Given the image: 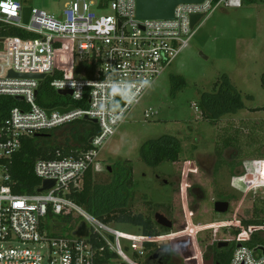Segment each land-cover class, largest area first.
I'll return each instance as SVG.
<instances>
[{"label": "built area", "instance_id": "1", "mask_svg": "<svg viewBox=\"0 0 264 264\" xmlns=\"http://www.w3.org/2000/svg\"><path fill=\"white\" fill-rule=\"evenodd\" d=\"M244 4L245 0L183 3L176 7L173 19H149L137 16V0H66L60 16L30 6L29 0H0V22L34 34L0 37V96L23 97L18 100L22 105L0 118V264H147L138 252L125 251L122 238L141 243L145 250L147 241L162 246L164 236L124 233L70 195L81 191L102 148L154 80L173 64L198 23L221 5L238 8ZM27 8L31 12L25 22ZM193 14L204 15L194 27ZM10 71L44 74L45 78L12 77ZM48 77L57 92L72 91L66 95L69 103L54 108L39 104V87ZM61 108L69 110L61 112ZM157 114L145 110L146 118ZM86 116L91 122L96 119L99 127L88 146L68 154L57 149L54 158H39L35 163L34 172L41 179L38 189L43 180H52L54 185L41 192H15L8 161L21 149L23 139L52 138ZM50 209L54 215L80 217L79 226L84 223L87 234L76 235L77 225L72 226L73 232L54 234L44 224ZM229 227L241 229L229 264H264L261 252L242 244L246 228L241 221L195 226L192 240L198 264L203 262L200 232Z\"/></svg>", "mask_w": 264, "mask_h": 264}, {"label": "rangeland", "instance_id": "2", "mask_svg": "<svg viewBox=\"0 0 264 264\" xmlns=\"http://www.w3.org/2000/svg\"><path fill=\"white\" fill-rule=\"evenodd\" d=\"M65 2L29 0V5L60 16ZM263 74L264 0H249L238 8L219 6L198 23L189 43L128 113L92 168L95 182L105 184L112 180V172L119 160L133 162V179L138 191L134 210L153 217L157 212L163 213L173 221L176 232H188L179 239L172 236L175 232L161 229L160 235L166 239L162 246L172 248L176 264H198L192 240L195 226L251 219L255 205H261L264 200V154L262 157L238 158L237 152L229 148L223 153L225 163L217 167L219 157L215 152V141L225 129L232 127L231 124L238 126L241 121H247L257 126L264 120V109L250 110L264 107ZM172 75H182L186 80V86L175 96L172 94ZM225 75L243 95L245 108L212 122L203 117L200 102L203 93L218 90L217 85ZM146 109H153L158 114L146 118ZM84 125L90 127L93 124L86 121ZM244 131L248 132V129ZM166 135L181 139V160L164 162L155 168L148 166L141 158V148L146 142ZM258 137H264V134ZM52 138L55 144L63 147L75 146L69 128H61ZM164 180L169 181L168 184ZM220 200L230 201L227 213L215 211V202ZM55 216L56 229L52 228L55 221L44 220L48 229L55 230L56 235H62L59 232L63 229L73 232V229L59 225L62 215ZM72 217L74 225L79 226L82 219L77 215ZM110 223L124 233L143 234L142 229L130 223ZM234 231L218 228L200 232V243L211 245L216 241H230L229 246L234 245L231 241L239 236ZM252 233L253 227H248L241 235L242 239H249ZM261 237L264 239V233ZM122 244L125 251H136L141 258H146L147 250L141 243L124 237ZM206 251L201 254V264L214 261L213 251L210 248Z\"/></svg>", "mask_w": 264, "mask_h": 264}, {"label": "trees", "instance_id": "3", "mask_svg": "<svg viewBox=\"0 0 264 264\" xmlns=\"http://www.w3.org/2000/svg\"><path fill=\"white\" fill-rule=\"evenodd\" d=\"M249 1V0H245ZM33 37L34 34L28 33L20 28L4 25L0 22V37ZM91 67V73L95 69V65ZM92 77V74L89 75ZM172 94L175 96L186 86V80L182 75H172ZM264 86V74L262 77ZM219 88L214 92H205L202 95L200 102L202 115L205 119L212 122H217L223 115L229 113H236L242 108H245L243 95L234 86L229 78L225 75L223 80L217 85ZM70 98H64L56 90L50 86V78H46L39 87L38 102L45 108H54L59 105L67 104ZM22 105V102L10 96H0V118L5 117L9 110L14 107ZM264 109V107H253L250 110L257 111ZM89 120H79L68 127L72 130L75 146H65L55 144L53 138L46 137H27L22 141L21 149L15 153L8 161L9 171L12 178V185L17 193L35 192L41 184V179L35 174L34 166L39 158L51 159L55 157L57 149H61L63 153L68 154L73 152L79 146L86 147L89 144V139L98 133L99 127L92 123L90 127H85L84 123ZM230 128L219 135L215 141V152L219 157L217 167L224 164L223 153L226 149H231L237 152L238 158L247 157H262L264 148V137H258L264 134V120L259 125H253L249 122L241 121V124L236 126L231 124ZM248 129V132L244 131ZM183 153L182 142L180 138L172 135H166L158 139L146 142L140 150L142 160L150 167H157L164 162H178L181 160ZM112 180L105 184H98L95 182L93 169H90L86 174L83 187L81 191L72 192V199L79 205L84 206L90 213L103 220L106 223H133L142 228V233L145 236H158L161 234V229L165 232H175L176 229H169L159 226L154 219L144 218L141 215L132 216L129 210L131 187L133 183V162L130 159H122L117 162V166L112 172ZM52 210L48 212L47 218L55 221L52 225L53 229L57 228V218ZM58 217V216H57ZM60 226L71 229L74 226V220L70 213L59 216ZM242 224L248 229L253 227V233L249 239L242 241V244L247 245L254 250L259 246H264V239L261 233H264V200L262 204H256L254 209V216L251 219L241 220ZM228 231H234L236 235L241 233L238 227L221 228ZM206 229L202 232H205ZM245 230V233H246ZM226 231V230H225ZM66 229L62 232L66 233ZM183 232V231H182ZM180 232L174 238L182 239L187 233ZM193 235V234H192ZM200 235V234H199ZM200 237L198 236V243L201 251L207 253V248L213 252L214 262L219 264H229L233 251L236 248V238L231 242L234 245L228 247L218 248L219 241L213 242L211 245H201ZM230 242V241H229ZM156 243L152 241L146 242L148 252H155ZM205 248V249H204ZM195 251V248H193ZM260 252V251H259ZM147 262V261H146Z\"/></svg>", "mask_w": 264, "mask_h": 264}, {"label": "water", "instance_id": "4", "mask_svg": "<svg viewBox=\"0 0 264 264\" xmlns=\"http://www.w3.org/2000/svg\"><path fill=\"white\" fill-rule=\"evenodd\" d=\"M204 0H137V16L139 18H149V19H173L175 16V9L178 5L183 3H202ZM31 9L27 8L25 9V22H28L29 15H30ZM204 17L203 14H193L191 16V23L194 27L202 18ZM9 76L12 77H20V78H26V77H33V78H39L41 81L45 78L44 74H16L13 71H10ZM58 93L60 95H71L72 91L69 90H59ZM18 100H22L23 97H17ZM69 109H73V107H70ZM69 109H59L61 112H64L65 110ZM85 120H89V118L86 116ZM93 123L97 124V120L94 119L92 121ZM111 170L112 168L109 167ZM54 181L52 180H43L42 187L38 189L39 192L50 188L54 185ZM214 209L217 213H227L230 209V201L228 200H220L216 201L214 205ZM155 220L156 222L165 227L172 229L173 228V221L169 219L166 215L163 213H156L155 214ZM76 235H86V226L84 223H82L79 228L75 231ZM230 244L229 241H219L217 246L218 248L228 247ZM256 251H260L264 255V246H259L255 249ZM172 252V249L170 247L166 248V253L163 255L161 253V249L156 250L149 256L147 259V264H167L168 258L170 257ZM167 256V257H166ZM126 264V263H121ZM210 264H219L215 263L214 261Z\"/></svg>", "mask_w": 264, "mask_h": 264}, {"label": "flooded vegetation", "instance_id": "5", "mask_svg": "<svg viewBox=\"0 0 264 264\" xmlns=\"http://www.w3.org/2000/svg\"><path fill=\"white\" fill-rule=\"evenodd\" d=\"M109 167H111V166H108V170L109 171H112V169L110 170L109 169ZM158 177V176H157ZM168 182L169 181H167V180H164V183L165 184H168ZM138 191H136L135 190V184H134V179H133V183H132V187H131V198H130V206H129V210H130V212H131V215L132 216H138V215H141V216H143L145 219L146 218H152V219H154V221L156 222V220H155V215H154V217L153 216H151L150 214H146V213H142L141 211H135L134 210V206H133V203H134V200H135V198H136V193H137ZM145 195H146V193H144ZM143 194V195H144ZM144 195V196H145ZM158 213V212H157ZM157 223V222H156ZM158 224V223H157ZM131 225H133L134 227H136V228H140V229H142L139 225H136V224H133V223H131ZM159 225V224H158ZM159 226H161V225H159ZM167 247H170V246H157L156 248H154L155 250L154 251H156V250H158V249H161V253L163 254V255H165V253H166V248ZM171 248V247H170ZM145 249L147 250V248L145 247ZM172 249V248H171ZM148 251H150V250H147V252H146V261H147V259L149 258V256H151V254H152V252H148ZM167 257V256H166ZM212 258H214L213 256H212ZM167 264H176V259H175V254L173 253V251L171 252V255H170V257L168 258V262H167Z\"/></svg>", "mask_w": 264, "mask_h": 264}]
</instances>
